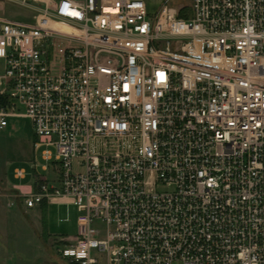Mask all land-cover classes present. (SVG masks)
Instances as JSON below:
<instances>
[{"label": "built area", "instance_id": "obj_1", "mask_svg": "<svg viewBox=\"0 0 264 264\" xmlns=\"http://www.w3.org/2000/svg\"><path fill=\"white\" fill-rule=\"evenodd\" d=\"M186 11L0 0V130L57 164L20 197L76 207L68 264H264V0Z\"/></svg>", "mask_w": 264, "mask_h": 264}, {"label": "rangeland", "instance_id": "obj_2", "mask_svg": "<svg viewBox=\"0 0 264 264\" xmlns=\"http://www.w3.org/2000/svg\"><path fill=\"white\" fill-rule=\"evenodd\" d=\"M148 4L151 14H156L164 5H170L176 10H183L189 8L193 0H145ZM6 12L8 16L16 14L20 20L25 21L30 19V12L23 11L11 6H7ZM5 69L4 60L0 59V75L3 74ZM15 128L10 130H0V163L14 170L16 168L24 167L31 170V165L34 163L36 157V164L38 171L42 174H46L42 169L45 162L42 160L41 153L39 151L34 154L33 142L35 134L33 125L29 119L26 118L23 109H20L18 116L15 118ZM55 151L54 149H52ZM32 162V163H31ZM35 164V163H34ZM51 214L48 217L47 228L45 229L36 217H39V211L36 209V216L34 220L38 224L40 235L43 241L40 239L37 232L29 225L24 215L15 214V217L20 219V224L15 225L14 229L21 227L22 231L31 242L32 246L28 250L29 257L25 264H68L59 250L63 248L65 243L61 242L62 239L72 238L77 235L78 214L76 210H71L68 213V209L51 207ZM69 216V222H64Z\"/></svg>", "mask_w": 264, "mask_h": 264}, {"label": "crops", "instance_id": "obj_3", "mask_svg": "<svg viewBox=\"0 0 264 264\" xmlns=\"http://www.w3.org/2000/svg\"><path fill=\"white\" fill-rule=\"evenodd\" d=\"M15 118L11 119L9 126L6 130L12 131L15 127ZM37 142L36 136L33 142L34 154L42 151L41 157L45 164L42 166L46 174H42L32 169V165L36 163L37 158H34V163L31 165V170L20 167L16 169L7 168L4 164L0 163V264H25L30 256L28 250L32 246L27 235L19 227L14 229L15 225L20 224V219L15 217V214L24 215L26 221L37 232L40 239L43 241L40 235L38 224L35 223L34 216H36V209L39 211V217L36 219L45 229L47 228V220L51 214L50 208H67L68 213L71 210H76V207L66 202L65 200H55L52 202L44 201L41 205L36 206L34 209L28 210L22 203L20 194H32L37 192L38 186L43 180H49L56 183L57 179V164L51 162L48 167H45L46 161L43 157L44 147L36 149L35 143ZM19 170L25 172V176L19 178L16 173ZM14 202V206L9 207L10 202ZM78 214V211H77ZM79 215V214H78ZM64 222H69V216L64 219Z\"/></svg>", "mask_w": 264, "mask_h": 264}, {"label": "trees", "instance_id": "obj_4", "mask_svg": "<svg viewBox=\"0 0 264 264\" xmlns=\"http://www.w3.org/2000/svg\"><path fill=\"white\" fill-rule=\"evenodd\" d=\"M186 10H187V8L181 10V13H180V16H181V17H186V16H187V12H188V11H186Z\"/></svg>", "mask_w": 264, "mask_h": 264}]
</instances>
